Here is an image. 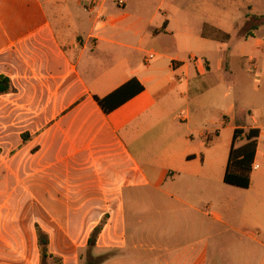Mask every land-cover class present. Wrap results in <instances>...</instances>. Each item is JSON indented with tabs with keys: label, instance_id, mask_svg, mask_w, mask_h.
Listing matches in <instances>:
<instances>
[{
	"label": "crops",
	"instance_id": "1",
	"mask_svg": "<svg viewBox=\"0 0 264 264\" xmlns=\"http://www.w3.org/2000/svg\"><path fill=\"white\" fill-rule=\"evenodd\" d=\"M66 1L0 0V75L14 87L0 94V264H40L35 225L61 264H83L103 217L92 250L113 254L99 264H130L126 206L139 199L177 215L145 227L141 263L264 264V0H219L239 9L233 31L203 21L196 35L176 0ZM132 78L142 90L103 112L94 96ZM250 128L249 186L227 185L233 132ZM231 232L246 238L237 254Z\"/></svg>",
	"mask_w": 264,
	"mask_h": 264
},
{
	"label": "rangeland",
	"instance_id": "2",
	"mask_svg": "<svg viewBox=\"0 0 264 264\" xmlns=\"http://www.w3.org/2000/svg\"><path fill=\"white\" fill-rule=\"evenodd\" d=\"M62 1V0H61ZM76 0H67L66 3L69 5L74 4ZM180 3L182 18L183 21L188 22L185 27H183L186 31L188 30L191 34L196 35V29L201 26V22L206 21L209 25L217 22L221 26H225L228 28L227 31L232 32L234 23L236 22L235 17L238 14L235 13V9L233 8L234 4L231 7L228 4L222 3L219 0H176ZM45 8L50 12L51 10V0H44ZM231 4V3H230ZM257 8V7H255ZM198 32V31H197ZM199 56V54H198ZM261 95H264V85H260L259 89ZM264 99V98H263ZM239 199L234 201L232 205L234 206L230 212H236L241 214L239 206L237 205ZM248 205L251 207L252 202L254 201V197L251 195L248 196ZM231 201V200H230ZM258 202L263 204L262 201L258 199ZM264 205V204H263ZM238 206V207H237ZM250 207V209H251ZM260 207V205L258 206ZM169 207L162 208L159 203L158 206L153 205L150 202H145L144 200H136L134 202L130 201L126 206V216H127V241L130 248V252L124 254V256L130 259V264H143L141 263L140 252L138 249L143 250V243L145 242L146 235L148 237L151 236L150 233H145V227L151 225H163L168 223H176V212H166L169 210ZM231 222L236 223V219L234 217V213L231 217ZM158 240H164L169 238L168 235H163L159 233L156 235ZM218 235H216L217 238ZM230 237L228 238V245H230V251L232 253L237 254V245L240 241L246 240L244 236L231 232ZM147 238V237H146ZM220 238L215 240V249L210 250L207 256H211L213 252H215L216 257H218L217 252H219L221 244ZM91 254L93 256H97V254L91 250ZM113 253L107 252L105 254H101V256L110 257ZM207 254V253H206ZM100 256V255H99ZM87 259L83 258V264L86 263ZM153 264V263H148ZM159 264V263H157Z\"/></svg>",
	"mask_w": 264,
	"mask_h": 264
},
{
	"label": "trees",
	"instance_id": "3",
	"mask_svg": "<svg viewBox=\"0 0 264 264\" xmlns=\"http://www.w3.org/2000/svg\"><path fill=\"white\" fill-rule=\"evenodd\" d=\"M248 27L254 29L256 26L252 25L250 21H246L242 30H245ZM243 34L248 36L250 33L247 31V33ZM228 36V34H223L224 38H227ZM13 90L14 87L12 86L11 81L7 77L0 75V94L12 92ZM141 90L142 86L136 79L132 78L108 95L102 98L94 96V99L103 112L107 113L139 93ZM258 134L259 130L257 128H250L247 131L242 129L234 130L232 146L229 151L227 165L223 177L225 184L240 188H247L249 186L250 172L252 170ZM27 138V134L23 135V140H26ZM239 140H244V143L234 147V142ZM104 221L105 217L101 219L100 223L95 226L90 233L86 253L87 261L84 264H99L106 258V256H93L91 254L96 236L98 235ZM35 229L40 252V264H46V260L48 259L53 260L54 264H61L59 259L48 251L47 233L44 232L38 225H35Z\"/></svg>",
	"mask_w": 264,
	"mask_h": 264
},
{
	"label": "built area",
	"instance_id": "4",
	"mask_svg": "<svg viewBox=\"0 0 264 264\" xmlns=\"http://www.w3.org/2000/svg\"><path fill=\"white\" fill-rule=\"evenodd\" d=\"M120 3H121V1H120Z\"/></svg>",
	"mask_w": 264,
	"mask_h": 264
}]
</instances>
